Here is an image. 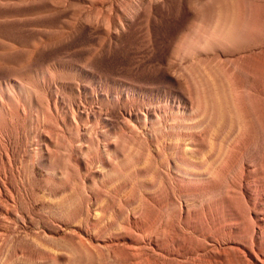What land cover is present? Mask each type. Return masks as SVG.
<instances>
[{
	"label": "bare ground",
	"instance_id": "6f19581e",
	"mask_svg": "<svg viewBox=\"0 0 264 264\" xmlns=\"http://www.w3.org/2000/svg\"><path fill=\"white\" fill-rule=\"evenodd\" d=\"M81 1L89 4L83 21L102 38L141 32L144 58L154 50L159 9L175 5L184 17L161 53L143 62L165 93L125 94L117 132L87 125L78 108L68 117L57 93L43 105L24 83L0 89V141L21 118L33 134L24 168L13 164L14 150L0 148L9 159L0 165V195L13 202L17 191L4 182L35 178L40 166L61 183L46 193L61 197L48 216L53 227L42 230L54 250L33 242L36 264H264V33L250 17L264 19V0ZM94 203L111 216L97 219ZM0 208L12 212L8 203ZM63 226L72 231L54 237ZM13 230L0 232L2 245ZM33 250L5 253L0 264H31Z\"/></svg>",
	"mask_w": 264,
	"mask_h": 264
},
{
	"label": "rangeland",
	"instance_id": "374dc122",
	"mask_svg": "<svg viewBox=\"0 0 264 264\" xmlns=\"http://www.w3.org/2000/svg\"><path fill=\"white\" fill-rule=\"evenodd\" d=\"M261 3L256 4L258 8H262ZM87 5L81 0H24L0 6V89L8 87L16 92L17 82L24 83L32 88L37 101L43 105L51 101V94L57 93L68 117L73 109L78 108L83 119L88 118L87 125H105L113 133L123 126L125 104H128L123 102L125 94L136 93L137 96L156 99L165 93V83L150 63L143 62L161 53L184 16L175 5L159 9L154 18V50L144 58L139 47L141 32L132 28L115 40L102 38L97 30L83 21L86 13L84 6ZM89 8L90 15L95 16V6ZM250 17L254 19L256 31L263 35V17L255 13ZM159 104L167 106L170 111H177L176 103L165 105L160 99ZM28 124L29 121L22 118L15 120L8 127L9 139L3 137L0 141V148L14 150L13 164L22 168L27 162L24 143L33 139ZM80 133L82 137L83 132ZM8 162L7 156L3 155L0 159L2 168L7 169ZM97 172L93 171L94 179L99 178ZM9 184L16 189L17 195L11 193L14 203L0 195V202L8 203L12 211L6 214L0 208V232L3 229L14 230L7 237V246L0 242V262L5 253L6 256L20 258L34 249L33 242L54 250V242L45 238L42 230L53 227L48 216L53 215V205L56 206L61 197L58 193L48 198L46 193L49 189L61 187V183L50 180L47 170L40 166L35 178L4 182L6 186ZM2 185L3 182H0ZM117 195L128 198L125 190L118 191ZM93 210L98 213L97 219L111 216L109 213L103 215L98 203H94ZM68 231L72 228L63 226L57 229L54 237H62ZM32 253L34 260L30 262L36 264L40 258L35 256L34 250ZM62 263L59 260L56 264Z\"/></svg>",
	"mask_w": 264,
	"mask_h": 264
}]
</instances>
